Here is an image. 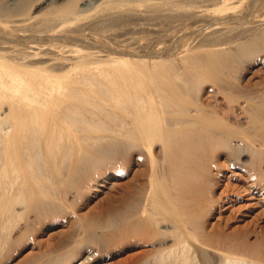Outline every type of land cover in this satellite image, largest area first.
I'll list each match as a JSON object with an SVG mask.
<instances>
[{"label": "bare ground", "instance_id": "bare-ground-1", "mask_svg": "<svg viewBox=\"0 0 264 264\" xmlns=\"http://www.w3.org/2000/svg\"><path fill=\"white\" fill-rule=\"evenodd\" d=\"M1 2L0 256L28 237L17 230L31 226L30 215L66 213L75 203L69 197L103 166L140 158L149 164L148 183L136 185L118 215L80 217L74 249L38 253L27 264H72L83 252L93 262L103 244L122 249L143 237L153 249L141 264H264V228L234 225L228 216L207 227V218L222 215L242 192L264 194V141L252 144L264 138V96L240 93L248 121L234 128L219 118L216 95L206 96L204 85L211 81L229 97L239 89L227 78L264 51V15L250 24L264 0H51L42 16L27 12L31 0ZM87 31L91 40L104 32L121 50L58 45L83 41ZM179 37L175 49L156 47ZM143 39L145 53L136 47ZM131 46L136 52H125ZM236 137L243 148L232 149L239 153L233 161L249 184H227L217 196L212 176L225 166L207 161L225 143L233 148ZM86 244L100 248L92 254Z\"/></svg>", "mask_w": 264, "mask_h": 264}, {"label": "rangeland", "instance_id": "rangeland-1", "mask_svg": "<svg viewBox=\"0 0 264 264\" xmlns=\"http://www.w3.org/2000/svg\"><path fill=\"white\" fill-rule=\"evenodd\" d=\"M79 5L80 4L78 3L77 6L76 5L75 6L79 7ZM32 6H39V7L36 9H32ZM6 7L7 6L5 2L0 3V10H4ZM51 10H52L51 0H31L30 5L27 7L28 13H32L34 15H39V16L44 15V13L46 14V12H47L46 15H48V13ZM262 14L264 15V7L260 6L259 8H257L256 12L250 14V24L258 17V15H262ZM99 33L96 34L92 33L93 38L91 40L89 39L90 36L89 31H87V34L86 32L84 34V36L87 39L83 36V41L79 40L75 42H68L64 40H59L58 45H62V46L65 45V47L68 46L67 48H71V47L76 48L81 50L82 52H89L91 50H108L110 52L113 50H121L118 49V47L116 46L115 39H109L105 34H104L105 36H103L104 32H101L102 34L101 33L100 34L102 36L99 37L100 35ZM182 33L184 34L183 31ZM18 34L19 33H16L15 35L11 36L12 37L11 39L18 38L19 37ZM180 35L181 34H179V36ZM97 36L98 38H95ZM140 36L146 38L145 34L143 35L141 34ZM180 37L176 39L174 38L175 40H169V41L161 40L159 41L161 44H158L159 42L156 43V47L159 46L160 50H162V48L165 49V47L167 48V46H173L175 49L176 45L178 44L174 43L175 44L174 45L173 41L179 43L181 40ZM93 39L94 40L97 39V40L94 41ZM143 40L141 41L140 46L135 45L137 48L142 49L141 53H145L144 47L147 44L146 43L147 41L145 39ZM37 42L44 43L43 40L41 41L38 40ZM186 42H188L187 44H189L190 42L192 43L190 44V46L186 44L189 47L195 46V43H193L192 40L189 42V39H187L186 41L185 40L181 41L180 44L183 45ZM135 46L134 47L131 46L130 48H134V49L132 50L126 49L125 52H131V53L136 52ZM115 47H117V49ZM177 52L178 51H175L174 54H177ZM169 54L170 53H167L165 57H167V55ZM243 63L244 64L241 69V72L236 73V76L234 77L227 78L228 80L230 79V81L233 82L236 86L237 85L239 86V89L235 87L236 92L234 95L229 97L227 95L219 93L218 85H215L211 81L205 82L204 84L208 90L205 93L206 96H209L210 94L216 95V98L214 100L216 104L215 111L217 112L219 118L225 121L226 123H228L230 126H233L234 128L245 127L247 126V121H248L247 115L244 113V107L246 105V102L244 97H242L240 93L249 91L250 96H254L255 99L257 97L264 96V51L259 53L253 58L251 57L250 60H246ZM237 79L238 80L240 79V84L238 83ZM262 141H264V138L260 139V141H255L252 144L254 147L260 148ZM231 143L233 148L226 147L227 144L225 143L224 145L225 147L222 150L216 152V154L213 157V161H212V157L211 159H209L210 161L209 160L207 161L208 164L212 166H214L213 164L217 165L218 163L220 165L222 164L223 166H225L223 173L216 174L217 170H215V172L213 173L214 175L212 176L214 183H216L215 193L217 196H219V194L222 192L224 187L227 186V184H231V186L233 187H239V186L245 187L247 186V184H249L248 180L250 179L248 178L247 174H245L240 169H237L234 164L235 162L233 161L234 159H236L239 153H235V151L232 149L238 150V148H243V138L236 137L231 141ZM135 155H137V157L139 156L136 153ZM239 157H241V162H240L241 164L242 163L248 164L249 162L251 163V158L249 156H239ZM135 159L137 160V158H134L133 161L129 162L128 166L125 163H123L124 161H121L122 164L119 163L122 166L118 164V161L108 163L107 165L103 166L98 172L93 174V176L90 178V180L91 179L92 180L91 181L89 180L91 183L88 181L87 182L88 185L87 184L84 185L83 187L84 191L82 190V192L77 196H74L72 194L69 197V199L73 198V202H75L71 206V209H69L70 213L69 210H67V212L62 215L48 214L45 215L42 219H40V217L36 216L35 214L30 215V222H32L31 226L28 229H26V227H23L22 229L17 230L18 235L25 234V236L28 237L22 243L16 245V247L14 246L11 252L5 254L4 256L1 255L0 264H27L28 261L32 260L33 257L39 254L46 253L45 255H47L49 253H52L49 250L53 251L55 249L54 252L51 254V257L56 256L60 252L62 253L65 250H72L74 249L75 246H77V242L81 240L80 230L77 229L78 228V226H76L77 221L75 220H78L80 217L83 218L84 216L85 219L86 218L87 219L90 218V220L100 219L99 221H102L103 218L106 219L111 214L112 216L114 214L118 215L120 210L124 207L125 203L127 204L128 201L130 200L129 198L130 193L140 189L141 186L147 185L148 183L149 175L147 173V170L145 172V166H144L146 165L149 168L148 161L144 160L145 162L143 163L142 159L139 158V160L137 161ZM258 168L260 169V167ZM262 169L264 170V164L262 165ZM251 170L253 171L254 169ZM101 175H110V176L108 177V180L105 183L103 182L102 184L98 185L97 189L95 188V186L92 187L91 185L97 184L96 181L98 180V178L101 177ZM253 175H254L253 179H257L256 178L257 175L254 173ZM254 192L257 193H255L256 195H253L254 196L253 198L251 195H249L248 191L242 192V194L237 198L238 202L235 204L232 203L231 206L227 205L228 207L227 209L222 211V215H219V212L215 211L212 217L210 216L209 218H207V227L211 229L212 227L218 226L217 223L219 219H221V217L228 216L231 217L232 223L234 225L245 226L247 224L249 225L252 224L256 227L264 228V199H263L264 194H261L262 192L259 193V191L255 189ZM73 196L77 198L75 199ZM81 198H83V200ZM76 204H78L77 208H76ZM109 213L111 214L108 215ZM72 222L74 223L72 224ZM76 236L78 237V239ZM144 238L146 237L141 238L142 242H140L138 245H134L131 247L125 246L126 248L124 247L122 249L121 246H118L117 244L107 245L105 243L103 244V246L101 245L103 248L101 247V251L100 252L98 251L99 256L93 262L88 260L86 261L88 254L83 252L84 254L82 253L81 255H79L72 264H141L144 260H146V258H149L151 256L152 254L151 251L153 249L151 240L148 241L145 240ZM145 241H148L149 243L147 242L145 243ZM254 241H256V236L251 235L250 242H254ZM86 245L87 247L86 246L84 247L90 250L92 249L91 250L92 254L97 252L96 250H99L100 248V246L91 247L88 244ZM60 249H64V250L60 251Z\"/></svg>", "mask_w": 264, "mask_h": 264}]
</instances>
